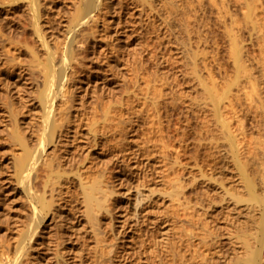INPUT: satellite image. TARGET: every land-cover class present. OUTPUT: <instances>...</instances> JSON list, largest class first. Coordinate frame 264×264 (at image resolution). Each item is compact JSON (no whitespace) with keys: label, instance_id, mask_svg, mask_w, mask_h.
I'll use <instances>...</instances> for the list:
<instances>
[{"label":"bare ground","instance_id":"bare-ground-1","mask_svg":"<svg viewBox=\"0 0 264 264\" xmlns=\"http://www.w3.org/2000/svg\"><path fill=\"white\" fill-rule=\"evenodd\" d=\"M7 1L11 2L15 0ZM45 1L47 0H27L24 3V6L22 4L21 8L22 10L23 7H25L28 11L27 14H29L28 16L32 26V34L35 38V40L34 38L32 39L33 43L26 45L28 53L30 54V62L26 67L27 71H25L30 79V81L28 80L27 82L29 84L30 91L34 93V97L38 98V107H36L35 116L30 118L31 120L28 125H25L24 122H22L23 120H21L19 109L16 108L17 105H15V96H13V92H11L12 88H9V90L7 89V92L9 91L7 95L8 100L6 99L5 103L6 108L8 107L6 113L9 120L7 121V124L5 123L3 130H5V140L9 146L8 154L10 157L6 163H8L7 168L9 169L10 167V169L7 173H5V175H1L4 163L3 157L0 154V198L4 197L5 191H8L9 188L12 187L13 189H16V194L22 200V205L20 215H18V219L14 222V229L7 230V232L10 233V236L7 235L8 237H6V239L0 237V264H35L37 260L45 257L46 254L43 253L45 250L51 251L50 255L55 261L54 264H68L70 262L66 257V252H69L71 248L74 247V245L72 247V242L76 241L78 234H82V237L87 234V236L91 238L90 246L92 247L93 253L89 262L91 264H100L104 260L113 259L117 245L115 238L118 237L119 233H124V229L116 230L117 221H120L121 228H124V225L128 221H134V223L148 221V223H151L154 228L156 226H160L162 221L160 215H154L152 217V214H150L151 208L155 205L165 204V196H168L171 201L175 202V204H183L182 193L184 190V183L183 179L179 175V167L180 157L184 152L183 149L186 147L183 143V133L181 134L184 128L180 130L177 127L179 130L176 131V136H173L174 138H171L172 140H167V142L162 140L161 132L159 134L161 135L159 140H162L160 150H158L160 151L159 155L162 170L160 171V175L158 176L160 178L158 179L164 183L166 182L165 178L168 175H171L167 178V181L170 184L169 189L155 188L150 185L149 181L151 182V179L149 176L151 173L148 171L153 164L152 162H149L150 160L148 159H142L139 161L134 158L135 161H133V164L129 162L131 165H129V163L118 164V161L120 160V153L118 152L119 154L117 155L115 152L116 155L112 154L113 157H111L112 159H110V162H108L109 158H107L108 161L103 162V160H101L102 157H98L101 159L97 160V163L92 162V165L86 164L81 155L84 154V157L86 158L85 154H89L88 152L90 148H85L87 149L85 153H81L79 151L81 154H77V150L76 152L74 150V147L78 146L75 138L78 136L77 133H79L80 130V123L83 120L86 121L84 124L88 127L86 130L87 134H91L90 139L92 140V143L94 142L93 144L98 147L102 134L106 133V131L109 132V134L111 133L110 131L114 133L117 129H119L117 127V123L120 122L118 110L112 111L106 108L102 110L100 116L98 117L96 111H93L90 118L83 117V108H85L84 96L89 92L91 87H95V82L93 81L94 85L91 83V74L94 71H92V65L90 66V62L88 63V61L92 60V53L96 52L94 49L97 47L98 42L102 41L101 39L108 38L109 36V33L107 34L106 30L112 20L111 17L108 18L109 16L107 15V17L106 14L112 11L111 8H113V5L110 3L111 1L109 2V0H70L71 4L69 2L67 3L68 5L70 4L69 6L65 4L66 2L64 1V4L68 6V9L65 8L67 10H65V12L64 9H62L64 16H59V18H63L60 20L62 26V29L60 30L62 37L60 36V38V31L58 34H54L50 31L52 27L50 28V21L47 20L48 16H46L48 10H46L45 13V7L49 1ZM138 1L142 5H149V7L152 4L151 0H137V2ZM137 2L134 1V4ZM2 3L4 2L0 0V10L3 9L1 8ZM116 5H118V2ZM118 6H120V4ZM120 7H118V9ZM58 8L61 9L62 7ZM142 10L143 9H141V11ZM22 11H20V15H23ZM112 12H115V10ZM6 13L4 16L0 17L1 22L3 20L2 18H4L6 22L8 21V15ZM114 14L115 13H113L112 16H115ZM57 15H59V13H57ZM109 15L111 16V13ZM253 15L254 14L251 13V10H248L245 13V20L250 23L252 22L253 26H256L257 21ZM49 16L52 17V15ZM20 21L22 22V20ZM120 21H117V23L115 22V25H119ZM122 23L125 24V22H121V24ZM52 24L54 26V22ZM19 26H21V24ZM11 29L12 26L10 27V30ZM56 30L58 31V29ZM2 31L3 30L0 27V37H2ZM114 32L115 31H113V33ZM123 32H125V30ZM4 35L5 34H3V37ZM3 39H0V42L3 41ZM230 39H232L231 55L233 58V76L231 79L228 82H225L222 87L217 88L214 83H208L203 81L199 76H196L198 77L197 79L199 80V83L202 85L204 101H202L203 105L201 108L197 109L199 113L197 116L199 126L196 129L195 146L197 148L196 150L201 148L203 149L204 147L207 151V156H205L207 158H204L207 170L206 168L204 169V166L198 168L200 169V178H202V180L198 178L197 180H200L199 182H206L207 180H211L210 182H212L213 180L215 183H212L217 186V188H215L220 190L216 191L215 189L216 192L219 191L216 195H213L215 194L213 192V194H209V189L211 187L208 185L211 183L208 184L206 182L208 184L207 185L204 182L205 186L203 185V189L206 190L202 191L203 194L201 195V192L198 193L200 195H198V197L196 196V201L193 205H186L188 207H192L193 212L197 211L199 214L201 211V213L205 215L204 218L207 220L204 221V219L202 223L200 222L199 224L198 222L193 223L195 227L200 230H197L198 232L189 231L187 234L191 238L199 235L198 239L202 244L206 245V250H210L212 252L213 249L215 250L217 248L215 252L213 250V252L217 255L216 257H214L213 252L210 253V251H208L207 255H205L207 258H203V262L206 264H264V108H260V110L257 108L258 111H256V116L257 118L260 117L258 120L256 117L254 118V116L253 118H250L251 116L249 117L255 121L254 124H256L257 128H259L258 134L262 137L259 138L260 141L258 140L260 145L258 146V150L255 154V157L257 159L261 158L262 162H260L261 164L259 167L256 165L257 168L255 167L251 171L248 164L249 162L247 161L249 158H243L244 156L241 144L242 137L240 140L241 135H239L243 132L242 126H240L242 122L238 119L236 120V122L238 121L236 127L233 126L230 122L231 117L229 115L231 110L228 108H222V104L224 101L231 98L230 92L232 91L233 85H242L243 81L255 78V76L248 70L247 65L241 59V50L237 44L235 34L230 36ZM6 40L7 42L14 43L11 37L6 36L4 41ZM113 40L112 42H114ZM105 43H107V45L108 43L111 44L110 41ZM8 45L10 46V44ZM127 47L129 46L127 45ZM112 48L113 46L110 49ZM103 49L104 47H102V51H104ZM113 50L114 49H112V52ZM10 52L13 53V56L11 55L12 57L9 55L7 56L6 52L4 53V56H2V58L5 59L4 61L2 60L4 65L9 62L12 63V61L14 62V59L17 58L14 55V50H11ZM110 52L111 51H109V53ZM117 52L115 54H117ZM132 53L136 52L133 51ZM186 53L189 55V62L195 63L194 54L189 51ZM100 55L101 52L99 53V56ZM105 55L106 54H104V56ZM121 55L117 56L120 57ZM95 56L94 59L98 61V54L96 56L97 58ZM130 56L131 55H129V57ZM124 57L122 56L119 59H124ZM133 57H136L135 54ZM18 60L19 58H17V61ZM129 60L130 58H128V61ZM107 62L109 63V61ZM98 63L99 61L97 64ZM124 63L131 65L133 61L129 64V62L127 63V60H124ZM3 64L0 67H2ZM97 64L95 65L96 67L98 66ZM116 64L118 63L116 62ZM128 65L126 66L127 68ZM110 66L113 67V65ZM102 67H104V65ZM112 67L108 68L109 71L110 69L112 70ZM98 68L100 69V67ZM105 68L107 70V67ZM119 68L117 67V69ZM127 68L125 69L126 72ZM117 69L115 72H117ZM260 70L264 74L263 67L260 68ZM11 71L15 70L8 71V74L11 73ZM20 72L22 71H19V73ZM120 72H122V70L119 71V73ZM108 73H105V75ZM128 73H130V71H128ZM193 73L197 75L195 68ZM21 74L23 75V73ZM96 74H98V69ZM126 75L124 74L125 80ZM111 76H115L113 75V72ZM121 76L123 75L121 74ZM121 76H119V78ZM132 77L133 74L131 78ZM7 79L8 78H6V80ZM124 79L122 80L124 81ZM97 80L98 79L95 81ZM256 80L257 85H255L254 82L251 83L250 92L245 93L248 95L256 94L259 100L264 102V81H261L262 79L259 77H257ZM126 81H128V78ZM5 82L9 87L14 84V80L10 81L11 83L9 80ZM17 82L12 86L13 89L21 86V83L17 84ZM127 85L131 84L129 83ZM103 86H99L101 91L102 88H106L104 84ZM115 88L113 89L111 87V89L116 91ZM15 89V93H17L18 90L16 91ZM110 91L111 90H108V92ZM131 91H129L127 93L128 95L125 97L126 99L128 96V102L130 100V102L133 101V94L130 93ZM99 96L97 98H100ZM126 110L128 111V108ZM124 113L128 114L126 111ZM130 115L131 114L125 117L128 119ZM155 115L158 118V122L156 123L159 124L156 132L162 131V125L160 123L161 114L158 113V110H155ZM103 129L105 132H103ZM111 134L109 135L110 138ZM127 134L128 132L126 135ZM123 135L124 137L126 136L125 134ZM124 137L117 136L122 154L126 152L127 155H125L127 157L129 156L128 158H131L132 155H136L138 157V155H143L145 153V147H140L138 144L139 147L136 146V148H134L133 146H135V140L134 143H132L133 141L130 136H128L129 138ZM112 138H114L113 135ZM115 139H113V142H116L114 141ZM123 139L124 141H122ZM148 139L153 145H155V142H153L151 138ZM73 141H75L77 145H75ZM106 141L104 143H106ZM102 144L100 145L102 146ZM152 144L151 147H153ZM141 146L143 145L141 144ZM110 147L111 146H109V148ZM149 148L147 147V149ZM117 150H119V148H117ZM146 152H148V150ZM121 157L123 158V156ZM123 160L121 159V162ZM204 161L202 160V164H200L203 165ZM108 164H115L113 166L122 168L126 167L129 169L126 172L130 173L131 171L133 179H135L134 184H126L128 185L125 189L126 191L122 190L121 192V190L117 187L120 186V184L118 185V183H114V181L110 180L109 176H111L110 174L112 170L110 171ZM225 171H229L230 176L233 177V179H231L232 184L229 186L223 181ZM255 174L259 176L256 177L257 175L255 176ZM194 176L195 174L192 175V177ZM254 176L257 179H255ZM116 178L118 179V177ZM122 178L124 179V175H122L120 179ZM124 180L126 182V179ZM193 180L194 182L196 181L195 179ZM211 189L213 190V188ZM121 195L126 199L123 204L119 199ZM74 201H78V207H75L76 210L72 213V217H65L63 214V211L65 210L64 203L71 204ZM186 202L188 203L189 201L186 200ZM2 203L3 200H1V204ZM70 207L72 208V205H70ZM123 207H125V209ZM119 217H123L122 220H119ZM209 223L213 225V228L209 225ZM130 225L132 224L130 223ZM77 229L81 230V233L79 231L77 232ZM73 237L76 238L75 241H73ZM146 237L148 236H145V238ZM160 238L164 242L165 237L163 236V238ZM154 240L155 239H147V245L151 246L154 244ZM226 242L231 245L230 250L228 249L230 247L229 245L227 246L228 248L226 247L229 251L226 248L225 250L223 247ZM83 244L84 242L82 243V247ZM146 259L147 257L144 260Z\"/></svg>","mask_w":264,"mask_h":264},{"label":"rangeland","instance_id":"rangeland-1","mask_svg":"<svg viewBox=\"0 0 264 264\" xmlns=\"http://www.w3.org/2000/svg\"><path fill=\"white\" fill-rule=\"evenodd\" d=\"M5 1L7 0L4 1L2 0V2L4 3H2L1 8H3L4 10L3 9L0 10V15H1L0 17L4 16V14L7 12L6 14L8 15L7 18L8 23L4 20V18H2L4 21L2 20L3 23L0 21L2 25V26L0 25V27L3 31H5V32L2 31V33L5 34L7 37H11L14 43L7 42V40L4 41L6 36L4 35L3 37V34L2 37L4 39L0 37L1 40L3 39V41L1 42L2 43L5 42L3 44L0 42L1 43L0 60L2 62V63L0 62V66L3 64V61L5 60L4 58H2V56H4V53L6 52L7 56L8 55L11 56L13 54L12 52H10L11 50L12 51L14 50V55L15 57L19 58V60L17 61L16 58L14 59V62L12 61L13 65L11 62H9L10 64L9 63L5 65L3 64V66L0 67V72H2L0 73V154L3 157V163H4L3 171L1 175H5V173H7L10 169V167L9 169L7 168L8 163H6L8 162L10 157V155L8 154L9 146L7 145L5 140L6 139L5 130H3L5 123L7 124V121L9 120L7 118V113H6L8 107L6 108V103H5L6 99L8 100L7 95L9 91L7 92V89L9 90V88H12L11 92H13V96H15L14 97L16 100L15 105H17L16 108L19 109L21 120H23L22 122H24L25 125H28V123H30L31 120L30 118L32 116H35V109L36 107H38L37 104L38 98L34 97V93L30 91L29 84L27 83L28 80L30 81V79L26 74L27 71L26 67L30 62V54L28 53L26 45L33 43L32 39L34 38L32 34V26H31L30 18L28 16L29 14H27L28 11L26 10L25 7H23V9L25 10L23 9H22L23 11L21 10L22 4L24 6V3L27 0H15L11 2L10 1L5 2ZM116 1L118 2V5L120 4L121 7L116 5L117 3ZM134 1L137 2V0H109V2L113 5L112 6L113 8H116L117 6L121 8V9L119 8L120 11L118 7L116 8L119 11V15H118V11L113 8H111V10L112 11L115 10V12L110 11L111 16L109 15L110 13L106 14V16L108 15L109 17L108 16L107 17L108 18L111 17L112 20L108 25L109 28L107 27L106 30L107 34L109 33L108 34L109 39L108 38H105L106 40L101 39L102 41L98 42L97 47H95L94 49L96 52H93L94 54L92 53L93 56L92 60L88 61V63L90 62L89 65L90 66L92 65L93 68L92 71H94L91 74V80H92L91 83L93 84L95 82L94 84L96 88L91 87L92 89L90 88L89 92L86 93L84 96L85 108H83V117L90 118L92 116L93 111H96L98 117L100 116L102 110L106 108L112 111L118 110L120 122L117 123V127L119 129L115 131L116 133L110 131L111 133H113V134L110 133L111 138L112 135L114 136V138L112 139L109 136L110 135L109 132L106 131V133L102 134L98 147L97 145L93 144L94 142L92 143V140L90 139L91 134L89 133H88L89 135L87 134L86 130L88 127L84 124V122L86 121L81 120L82 124L80 123L79 125L80 127L82 126L81 128L79 127L81 131L79 130V133H77L78 136H76L75 138V141L77 142L78 146L74 147V150L75 152L77 150V154H78L80 152L85 153L87 151V149L85 148L88 149L90 148L88 152L89 154L88 155L85 154L86 158L84 157V154L81 155V157H83V160H85V163L90 165H92L93 163H97V160L101 159L98 157H102L101 160H103V162H106L108 160H109L108 162H110V159H112L111 157H113L112 154L116 155V153L117 155L120 153L119 154L120 160L118 161V164L121 163L127 164L129 162L133 164V161H135L134 158L139 161L142 159L144 160L148 159L150 160L149 162H152L153 164V166L150 167L148 171L151 173L149 176L151 179V182L149 181L150 185L154 186L155 188L169 189L170 184L167 181V178H169L171 175H168L165 178L166 182L164 183L160 181V179H158L160 178L158 176L160 175V171L162 170L160 155H159L160 151L158 150H160V145L162 144V140L166 142L167 140H172L171 138H174L176 136L175 135L176 131L179 129L182 130V128H184L181 134L183 133V138H184L183 143L186 147L185 149H183L184 152L180 157V167H179V175L183 179V183H184V190L182 193L183 204L181 205H178L177 203L175 204V202L171 201L168 196H165L164 197L165 204L155 205L154 207L151 208L150 214H152V217L154 215H160L162 221L160 226H156L154 228L153 225H151V223H148V221H144V222L140 221L137 223H134V221H130V222L128 221L124 225L125 227L121 228L120 221H117L116 230L124 229L125 231L123 230L124 233L121 234L119 233L118 237L115 238L117 245L113 259L104 260L100 264H145L146 262H147L146 264H206L203 261L205 258H207V256L205 255H207L208 251L210 250H206V245L202 244L199 241L198 239L199 235L195 236L194 238L193 237L191 238L187 234L189 231L198 232L197 230H200L199 228H196L193 223L196 222H198V224L200 222L202 223V221L205 219L204 218L205 215L202 214L201 211L199 212V214L197 213V211L193 212V208L188 207L186 205L188 204L193 205L196 201V196L198 197V195L203 194L202 191L206 190L203 189L206 182L208 184L211 183L210 185H208L207 183L206 184L209 187L213 188L214 190L213 191L210 188L209 194L213 192L215 194L213 193L212 194L216 195L219 192L216 191L220 189H216L217 186L216 184H213L215 183L213 180H212L213 183L210 182L211 180L210 181L207 180L206 182L205 181L199 182L200 180H202V178H200L201 173L199 171L200 169L198 168L204 166V169L206 168L207 170V166L205 165V161H204L205 160L204 158H207L205 157L207 156L206 155L207 151L205 150L204 147L203 149L201 148L199 150H196L197 148L195 146L196 145L195 136L197 132L196 129L199 126V120L197 117L199 113L197 109L201 108V106L203 105L202 101H204L203 99L204 95L202 94L203 93L202 85L199 83V80L197 79L198 77L196 76H199L203 81H206L208 83H214L217 86V88L222 87V85L225 82H228L231 79V77L233 76V66H232L233 58L231 55L232 39H230V36H233L235 34V37L237 39V44L241 50V57H242L241 59L247 65L248 70L253 73L255 78H251L250 80L243 81L242 85H233L232 91L230 92L231 98L229 100L224 101V103L222 104V108H228L229 110H231L229 115L231 117L230 122L232 123L233 126L236 127L238 122V121L236 122V120L238 119H240L239 121L242 122L243 125L242 124L239 125L242 126L243 132H241L242 134L240 133L239 135H241L240 140L242 137L241 144H242V151L244 156L243 158L244 159L249 158L247 161L249 162L248 164L251 171L255 167L257 168L256 165H258L259 167V165L261 164L260 162H262V159L261 158L257 159L255 157V154L256 151L258 150L257 149L258 146L260 145L258 140L259 138L262 137H260L258 134L259 128H257L256 124H254L255 121H253V119L250 118H253V116L254 118L255 117L257 118L256 111H258V109L260 110V108H264V102L262 100L260 101L256 94L248 95L245 92H250L251 83L254 82L255 85H257V80H256L257 77L262 79L261 81H264V74L260 70V68L262 67L264 69V0H151L152 4L150 5V7L147 4H146L147 6L140 4L139 1L135 3L136 4L135 5ZM45 2H48L46 5L48 9L45 7V13L46 10H48L46 16H48L47 20L50 21V22L48 21L50 23V28L52 27L51 30L50 29L49 30L52 31L54 34H58V32L62 29L60 20L63 19L61 17L59 18V16L60 15L64 16V12L66 9H68V6L71 4L70 3L71 1L47 0ZM68 2L70 3L69 5L67 4ZM64 3L67 4L68 6H66ZM58 7H62V8L60 9ZM62 9H64V12L62 11ZM141 9L143 10L141 11ZM248 10H251V13L254 14L253 16H255L254 18L257 21L256 26H253L252 22L250 23L245 20V13ZM20 11H22L23 15H20L21 14ZM56 12L59 13V15H57ZM113 13H115L114 14L115 16H112ZM49 15H52V17H50ZM120 17L121 18L123 17L122 20L124 21L122 20L120 21L121 19ZM20 20H22V22ZM9 21L11 24L9 23ZM117 21H120L119 25L118 24L115 25V22L117 23ZM53 22H54V26L52 24ZM121 22H125V24L123 23L121 24ZM20 24L21 26H19ZM56 25L57 27L60 28H57ZM11 26L12 29L10 30ZM28 27H30L31 29ZM122 27L124 28L125 32H123L124 30ZM56 29H58V31ZM113 31L115 32L113 33ZM61 34L62 33L60 31L59 37L61 36ZM112 40L114 42H112ZM108 41H110L112 45L109 43L107 45V43H105ZM8 44H10V46ZM110 45L111 47L113 46L112 49H114L113 50L114 53L112 52V49H110L111 48ZM127 45L129 47H127ZM102 47H104L103 49L104 51H102ZM134 47H136L137 50ZM109 51L111 52L109 53ZM133 51L136 53H132ZM187 51L192 52L194 54L195 63L189 62V55L186 53ZM98 52L99 53L101 52L100 56ZM116 52L117 54H115ZM127 53L131 56L129 57ZM97 54H98L97 60L99 61L98 64H97L98 61L94 59V56L95 55L97 56ZM104 54H106L105 55L106 57L104 56ZM134 54L136 57H133ZM112 55L114 57L115 62L113 60ZM117 55H121L120 57L125 56L126 59L125 57L124 59L122 58L119 59L120 57ZM105 58L107 61H109L110 65H113V67L109 65V63L105 60ZM128 58H130V60L133 61L131 65L124 63V60H127V63L129 62L130 64L131 61L130 60L128 61ZM94 62L98 65L97 67L95 66L96 64ZM116 62L118 64H116ZM101 65L102 66L104 65V67H102ZM127 65L128 68L126 67ZM18 67L22 69L20 70ZM98 67H100V69L103 71H101ZM105 67H107L108 71L106 70ZM109 67H112V70L110 69L109 71L108 69ZM117 67L120 68L117 69ZM124 67L127 68V72L125 70L126 68ZM129 67L132 69H130ZM194 68L196 70L197 75L193 73ZM9 69L15 71H11V73L8 74V71H10ZM97 69H98V74L102 75L104 72L105 73L109 72V73L106 74L107 76L104 73L101 77L102 78L101 80L100 78L101 75L96 74ZM116 69L117 72H115ZM121 70L122 72L120 73L123 76H121V74L119 73V71ZM131 70L133 74L132 78H131L132 76ZM19 71L22 72L19 73ZM128 71H130V73H128ZM112 72L113 75L115 76H111ZM21 73H23V75ZM118 73L119 76H121L120 78L118 76ZM126 73L127 75L129 74L128 76L130 77H128ZM6 74L8 77L6 76ZM124 74L126 75L125 76L126 80L127 78L128 81L131 79L132 80L129 82L126 81L124 79ZM6 78L8 79L6 80ZM121 78L124 79L125 83ZM96 79L98 80L95 81ZM8 80L9 82L14 80V84L17 81H18L17 84L21 83V86L18 87L19 89L14 88L16 91L17 90L19 91V92L17 91L18 94L15 93L12 87L14 85L13 83H12L13 85H11L10 87L6 84L5 81ZM129 83L131 85H127ZM100 84L102 86L103 84L106 86V88H104L105 90L102 88L101 91V88H99V86L100 87L102 86ZM110 85L113 89L116 86L115 88L116 91L111 89ZM97 88H99L100 91ZM108 90L111 91L108 92ZM106 91L108 92L109 95L107 94ZM129 91H131L130 93L133 94L132 102H130L131 100L129 102L127 101L128 96L125 99ZM97 95L98 96L100 95L99 96L100 98H97L98 97ZM128 105L129 106L131 105L130 106L131 109ZM126 106L128 108V111L126 110L127 109ZM124 110L128 114H125ZM155 110H158V113L161 114L160 123L162 125V131L156 132L157 126L159 124L156 123L158 122V118L155 115ZM129 114H131L129 116L130 118L128 117L127 119V117L125 116ZM259 118H257V120ZM177 127L179 129H177ZM103 132H105L104 129ZM127 132L128 134L126 135ZM160 132L162 134L161 137L162 140H159L161 136L159 135ZM105 134L107 135V137ZM123 134H125L126 136L124 137ZM117 136H122L124 138L130 136V138H132L133 141L132 143H134L135 140V146L133 147L134 148H136V146L145 147L146 149L144 152L147 154L142 152L144 153L143 155L142 154L138 155V157L136 155L135 156L132 155L131 158H128L129 156L128 157L126 156L127 155L126 152L123 151L124 153L123 154L121 153L122 151L120 150L121 147L119 146L120 143L118 142ZM115 137L117 140L115 139ZM148 138H151L152 141L155 142V145H153ZM113 139H115L114 141L116 142H113ZM75 141L73 142L75 145H77ZM105 141L106 143L108 142L107 145L106 143H104ZM122 141H124V139ZM102 143H104L105 145ZM100 144H102V146ZM141 144L143 146H141ZM151 144L153 147H151ZM145 145L148 148L150 146V148L147 149ZM109 146L111 147L109 148ZM117 148H119V150H117ZM147 150L148 152H146ZM121 156H123V158L125 156L126 157L123 160ZM95 157L98 159H96ZM107 158L109 159L107 160ZM121 159L124 162L123 161L121 162ZM202 160L204 161L203 165H201ZM131 164L129 163V165ZM110 165L108 164L109 166L108 168L110 169V171L112 170L110 174L111 176H109L110 180L114 181V183L115 182L118 183V185L120 184V186L117 187L119 190H121V192L122 190L124 191L128 186L126 184L129 185L134 184L135 179H133L131 171L130 173L126 172L129 169H127L126 167L122 168V167L113 166L115 164H110ZM115 168L117 171L115 170ZM193 174H195L196 177L195 176L192 177ZM122 175H124V179H126V182L123 178L120 179ZM256 175L257 174H255V176ZM115 176L118 177V179ZM125 176H127L129 180ZM258 176L259 175H257L256 177ZM256 177L255 179H257ZM197 178L200 180H197ZM193 179H195L196 181L194 182ZM231 179H233V177L230 176V172L225 171L223 181L228 186L232 184ZM15 190L16 189L10 187L8 191H5L4 197L0 198V237L4 239L10 236V233H8L7 230L14 229L13 228L15 224L14 222L15 220L18 219V215H20L22 200L16 194ZM119 199L122 201V204L124 201H126L125 197L124 196L122 197V195ZM1 200H3L2 204H1ZM186 200H188L189 202L187 203ZM64 204H65L64 205L65 210L63 211V214L65 215V217L66 216L72 217V213L76 210L75 207H78L77 205L78 201H74L71 204L68 203H64ZM70 205H72V208L70 207ZM123 208L125 209V207ZM119 218H120L119 220H122L123 217H119ZM204 221L207 220L205 219ZM130 223L132 225H130ZM211 223H209V225H211L212 227L213 225ZM76 231L80 232L81 230L77 229ZM79 235L80 234H78V237H76L77 239L73 237L74 238L73 241H75L76 239L75 242H72V247L73 245L74 247L71 248L69 252H66L67 256L66 255L65 256L68 258V261L70 262L68 264H91L89 262L92 258V253H93L92 247L90 246L91 238L87 236V234L83 235V237L82 234L80 235V237ZM145 236H148L146 237L147 239H155L154 240L155 243L152 244L151 246L147 245L146 243L147 239L145 238ZM163 236L165 237L164 242L160 238V237L163 238ZM83 242H84L83 244L84 248L82 247ZM85 242H86V246H85ZM228 245L230 246L229 248L227 247ZM223 247L224 249L226 247L229 250L231 249V245L228 244L227 242ZM212 252L210 251V253ZM214 252L213 255L214 257H216L217 255ZM43 253L46 254L45 257L37 260L35 264L55 263L54 259L51 258L50 250H45L43 251ZM145 256L147 257L148 260L147 259L144 260L146 258Z\"/></svg>","mask_w":264,"mask_h":264}]
</instances>
